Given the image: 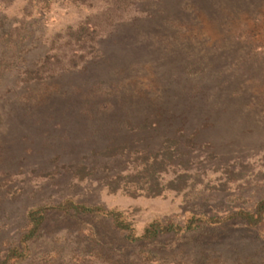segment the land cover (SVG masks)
Returning <instances> with one entry per match:
<instances>
[{
  "label": "rangeland",
  "instance_id": "1",
  "mask_svg": "<svg viewBox=\"0 0 264 264\" xmlns=\"http://www.w3.org/2000/svg\"><path fill=\"white\" fill-rule=\"evenodd\" d=\"M263 199L264 0H0V264H264Z\"/></svg>",
  "mask_w": 264,
  "mask_h": 264
},
{
  "label": "trees",
  "instance_id": "2",
  "mask_svg": "<svg viewBox=\"0 0 264 264\" xmlns=\"http://www.w3.org/2000/svg\"><path fill=\"white\" fill-rule=\"evenodd\" d=\"M109 151L111 150H108V152ZM54 209L63 211L65 213H73L75 215L99 216L106 219L108 218L112 221L115 228L120 231L128 232L126 239L130 243H140L144 241L157 240L158 238L167 235L178 236L182 233L193 232L199 227L196 226L197 222L193 219L188 221L184 226L174 225L170 223L163 224L161 222H153L145 229L141 237H137L131 225L127 223L126 220H124L123 214L120 212L107 211L100 207L85 206L83 204L75 203L71 200L55 206ZM45 212L46 209L42 208L29 212V230L27 234H25V236L22 238V244H24L25 246L21 251L18 248L11 250L9 255L5 259V264H9L10 262H21V260L26 257V254H24V250H29L28 242L36 236L40 227L42 226L45 220ZM236 217L242 219L247 226L251 228H257L262 223H264V199L256 205L253 212L240 211L236 215ZM205 223L208 225H212L217 222H215V220L213 219H207L205 220Z\"/></svg>",
  "mask_w": 264,
  "mask_h": 264
}]
</instances>
